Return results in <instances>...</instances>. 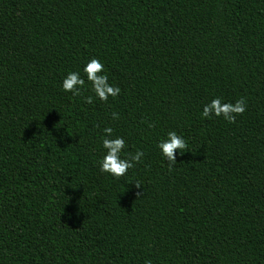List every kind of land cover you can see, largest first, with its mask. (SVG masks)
Masks as SVG:
<instances>
[{
    "label": "trees",
    "instance_id": "16d2710c",
    "mask_svg": "<svg viewBox=\"0 0 264 264\" xmlns=\"http://www.w3.org/2000/svg\"><path fill=\"white\" fill-rule=\"evenodd\" d=\"M93 57L117 97L62 90ZM105 127L144 153L125 176ZM149 261L264 264V0H0V264Z\"/></svg>",
    "mask_w": 264,
    "mask_h": 264
},
{
    "label": "clouds",
    "instance_id": "9594fccd",
    "mask_svg": "<svg viewBox=\"0 0 264 264\" xmlns=\"http://www.w3.org/2000/svg\"><path fill=\"white\" fill-rule=\"evenodd\" d=\"M83 76L80 72L70 71L63 78L61 88L72 95H78L85 86V80L89 82L90 91L93 95L85 97L86 103H92L93 98L107 101L109 96L115 98L121 89L118 86H111L108 83V76L105 73L103 63L93 57L84 65ZM247 108L244 98L236 100L234 103L222 102L221 98L215 97L210 103L203 106L201 116L203 118L222 117L229 123L235 122L237 115H242ZM113 119H118L116 113L112 114ZM102 149L104 154L99 160V170L114 178L125 176L135 164L141 162L144 153L136 151L132 155L126 153V141L123 136H114L111 127L103 128ZM164 161L170 166L176 162V156L187 151L185 138L176 131H168L166 137L159 140L156 145ZM138 186V185H136ZM151 264V261L148 262Z\"/></svg>",
    "mask_w": 264,
    "mask_h": 264
}]
</instances>
